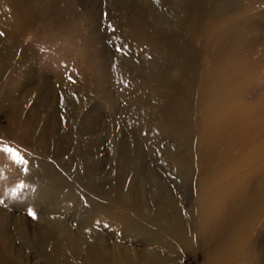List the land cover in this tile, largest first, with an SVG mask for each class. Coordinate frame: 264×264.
<instances>
[{
    "label": "rangeland",
    "instance_id": "1",
    "mask_svg": "<svg viewBox=\"0 0 264 264\" xmlns=\"http://www.w3.org/2000/svg\"><path fill=\"white\" fill-rule=\"evenodd\" d=\"M0 264H264V0H0Z\"/></svg>",
    "mask_w": 264,
    "mask_h": 264
},
{
    "label": "snow or ice",
    "instance_id": "2",
    "mask_svg": "<svg viewBox=\"0 0 264 264\" xmlns=\"http://www.w3.org/2000/svg\"><path fill=\"white\" fill-rule=\"evenodd\" d=\"M9 151H12V149H9ZM32 215H35V213H32Z\"/></svg>",
    "mask_w": 264,
    "mask_h": 264
}]
</instances>
